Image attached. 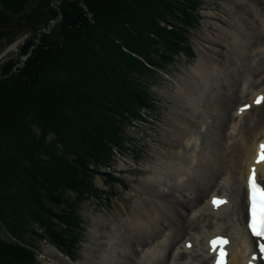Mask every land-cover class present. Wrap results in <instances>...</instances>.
Listing matches in <instances>:
<instances>
[{"label": "trees", "instance_id": "1", "mask_svg": "<svg viewBox=\"0 0 264 264\" xmlns=\"http://www.w3.org/2000/svg\"><path fill=\"white\" fill-rule=\"evenodd\" d=\"M201 1L0 0V51L25 34L0 56V264H32V235L66 252L91 171L122 149Z\"/></svg>", "mask_w": 264, "mask_h": 264}, {"label": "bare ground", "instance_id": "2", "mask_svg": "<svg viewBox=\"0 0 264 264\" xmlns=\"http://www.w3.org/2000/svg\"><path fill=\"white\" fill-rule=\"evenodd\" d=\"M238 35H217L203 45L205 52L199 50L196 69L180 85V94L208 115L177 160L156 167L144 180L152 200L136 202L135 212L119 221L99 264H207L206 240L218 232L229 241L226 264L254 260L249 256L253 238L240 225L245 217L240 189L243 193L250 164L264 181V162H253L252 154L255 141L264 139V100L256 103L264 97V44L246 49ZM201 80L211 82L205 94L198 89ZM219 194L224 204L208 201ZM189 233L195 239L183 243Z\"/></svg>", "mask_w": 264, "mask_h": 264}, {"label": "rangeland", "instance_id": "3", "mask_svg": "<svg viewBox=\"0 0 264 264\" xmlns=\"http://www.w3.org/2000/svg\"><path fill=\"white\" fill-rule=\"evenodd\" d=\"M191 13L192 25L185 43L168 63L161 60V67H154L147 76L150 102L125 126L122 149L114 153L109 166L96 165L95 172L91 171L92 187L85 188L78 207L79 228L75 232L70 228L60 230L59 235L68 249L63 248L66 252L57 249L46 235V239L32 235L35 258L32 264H99L113 242L115 227H120L119 221L135 212L136 202L152 200L151 194L142 187L144 180L156 167H167L172 158L177 160L208 115L206 108L197 107L194 100L183 102L180 94V85L190 70L196 69L199 50L204 51L203 45L217 35L231 31L239 34V45L246 49L253 44H264V0H202ZM52 22L51 19L49 24ZM24 36L17 37L7 51L17 53ZM205 76L209 80L212 77L209 73ZM209 80H201L198 89L208 92L212 87ZM66 214L70 215L69 211ZM0 236L10 238L1 227Z\"/></svg>", "mask_w": 264, "mask_h": 264}, {"label": "snow or ice", "instance_id": "4", "mask_svg": "<svg viewBox=\"0 0 264 264\" xmlns=\"http://www.w3.org/2000/svg\"><path fill=\"white\" fill-rule=\"evenodd\" d=\"M264 100V97L257 98L256 103L259 104ZM257 163L264 162V143L260 145V150L257 154ZM248 187V206H247V227L251 237L255 238L256 246L262 257H264V183L257 180V171L255 166L252 168L250 175L247 178ZM226 201L213 199L214 205H222ZM229 241L223 238H217L212 241L213 249L219 245V253L216 259V264H226L227 252L225 245ZM255 259V257H253Z\"/></svg>", "mask_w": 264, "mask_h": 264}, {"label": "water", "instance_id": "5", "mask_svg": "<svg viewBox=\"0 0 264 264\" xmlns=\"http://www.w3.org/2000/svg\"><path fill=\"white\" fill-rule=\"evenodd\" d=\"M16 39H17V38H16ZM16 39H14L11 43H9L7 46H5V47L0 51V55L3 54L4 52H6V51L9 49V47L13 46L14 43H15V40H16Z\"/></svg>", "mask_w": 264, "mask_h": 264}]
</instances>
